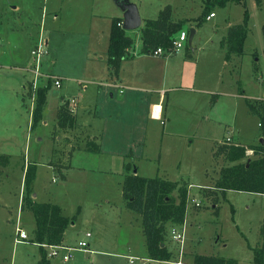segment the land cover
<instances>
[{
  "label": "rangeland",
  "instance_id": "374dc122",
  "mask_svg": "<svg viewBox=\"0 0 264 264\" xmlns=\"http://www.w3.org/2000/svg\"><path fill=\"white\" fill-rule=\"evenodd\" d=\"M123 1L135 4L142 22L157 19L167 5L172 9L173 20L187 19L192 22L183 26V31L189 36L191 29L197 31L191 45H188V37L182 49L168 55L171 59L180 54L195 56L199 62V84L196 88L204 93L195 90L170 91L164 106L170 109L168 115L175 125L173 130H169L176 133L163 135V126L159 123L156 128L150 125L143 132L141 146L130 144L127 138L121 140L116 151L126 150L123 153L125 157H111L107 148L104 152H94H101L96 156L76 150L83 135L78 132L72 134L74 126L65 129L57 126L61 113L59 104L62 97L72 100L82 96L85 102L89 100L92 86L88 81L97 67L96 63L93 64L94 59L107 49L112 19L123 17L119 0H0V157L7 159L5 163L0 160V264H38L40 260L38 245L30 241L35 229L34 217L21 203L25 195L23 181L27 164L37 167L31 183L33 194H39L36 202L49 200L61 204L65 215L75 216V224L64 234L65 243L78 247L80 240L84 239L90 241V248L96 252H73L67 262L61 253L50 258L51 264H129V256L145 258L147 253L141 218L129 212L135 218L130 225L126 224L129 216L120 214L122 178L127 170L123 169L128 164L140 168L143 177L181 183L190 195L201 199V207L190 206L187 213L189 223L185 246L181 250L178 244L172 245L166 231L167 245L173 255L170 264H192L196 254L231 258L236 264H255L253 249L264 245L261 234L264 197L227 191L224 197L218 195V202L215 203V198H207L205 193L206 189L215 185L221 169L231 165L223 155L216 154L217 141L231 137L240 145L259 144L258 118L251 113L246 100L258 104L264 99V37L261 30L264 0H260L258 6L256 0H245L250 13V31L244 42V54L237 58L240 72L238 68L233 71L236 55H231L226 66L221 65L226 54V46L222 44L228 34L223 28L224 21L229 18L232 22L241 23L242 5L230 4L225 9L215 7L216 18L198 25L197 19L202 14L205 0ZM12 6H18L19 10H12ZM137 30L127 32L134 38V47L140 41ZM40 31L47 39L48 54L43 59L42 72L60 77L61 85L56 88L50 79H41L42 85L50 83L46 113L32 129L30 116L36 94L32 100L28 71L32 65L30 52ZM224 35L221 50L217 44ZM28 59L29 64L23 72L22 64ZM151 61L155 60H148ZM213 72L214 77L206 76ZM218 72L221 80L216 85ZM146 78L143 75L142 79ZM156 79H161V72L153 76L152 80ZM22 84L24 88L21 92ZM83 85L88 87L87 92L81 89ZM165 87L167 91L171 90V86ZM158 95L140 92L138 99L147 103L151 97L154 99ZM207 114L216 123L202 127L201 117ZM53 121L55 124H52ZM127 125H121L125 134L129 129ZM236 128L239 133H236ZM192 131L195 136L190 137ZM183 133H186L185 136ZM252 156V152L247 153L245 161ZM69 162L75 166L67 167ZM49 164L55 169L51 170ZM110 167L116 172L112 176L106 172ZM189 184L194 188L189 189ZM172 196L179 201L176 191ZM48 198H53V201ZM107 199L110 203L106 202ZM18 229L26 231L28 242L16 243ZM86 232L90 233V238H85ZM45 249L48 251V248ZM138 262L136 264H140Z\"/></svg>",
  "mask_w": 264,
  "mask_h": 264
},
{
  "label": "trees",
  "instance_id": "16d2710c",
  "mask_svg": "<svg viewBox=\"0 0 264 264\" xmlns=\"http://www.w3.org/2000/svg\"><path fill=\"white\" fill-rule=\"evenodd\" d=\"M259 3L260 0H256L257 6ZM227 4L242 5L244 9L241 24L228 28V34L223 40L222 45L226 46L225 61H228L231 55L242 56L244 54L243 46L249 33L248 23L250 20V13L246 9L245 0H205L202 14L197 19V23L200 25L213 13L215 7L222 9ZM172 16V9L167 5L159 12L157 19H148L139 28L142 55L149 56L158 48L169 52L173 40L183 31V26L189 21L187 19L175 21ZM121 22V18H113L109 30L106 65L110 71L115 73H117L121 62L134 52V38L118 25ZM261 30L264 37V24L261 26ZM49 89L50 83L47 82L44 85L40 83L36 90V101L32 112V129L42 120ZM246 104H248L251 113L257 116L260 139L264 140V99L258 104L246 100ZM59 109L61 113L57 126L63 129L72 128L74 120L69 114L66 104L61 105ZM88 145V151H100L97 145L91 143ZM247 150H251L253 156L245 161ZM216 154L223 155L224 159L231 165L222 168L215 185L206 189L205 196L207 198L213 196L216 203L218 202V195L224 197L227 191L264 196V143L248 147L226 143L217 148ZM2 159L4 163L7 160L4 156L0 157V160ZM27 165L23 181L25 195H23L21 203L22 207L32 212L35 221L33 238L30 241L39 245L40 260L38 264H51L50 258L47 257V251L42 245L58 247L64 245L63 234L70 225L75 224V216H65L58 205L37 203L32 200L31 183L35 178L36 165ZM126 169L134 172V167L129 164L126 165ZM123 181L121 198L125 207L141 218L148 258L152 261L170 262L173 255L167 245L166 231L168 230L166 227L167 225L172 227L184 223L187 214L186 187L181 186V183L165 181L158 177L146 178L139 175L137 171L126 175ZM175 191L178 194V202L172 196ZM261 234L264 237V226L261 228ZM253 253V262L264 264V245L254 248ZM192 264H236V261L215 255L196 254L193 256Z\"/></svg>",
  "mask_w": 264,
  "mask_h": 264
},
{
  "label": "crops",
  "instance_id": "0c3cea01",
  "mask_svg": "<svg viewBox=\"0 0 264 264\" xmlns=\"http://www.w3.org/2000/svg\"><path fill=\"white\" fill-rule=\"evenodd\" d=\"M229 6L230 4H227L225 7H223V9L229 8ZM245 6H246V3H245ZM11 9L14 11H18L19 7L12 6ZM212 12L214 13V17L210 19H206V21H211L212 19L216 18L217 14L214 12V10ZM121 19L123 22V17ZM242 19H243V15H242ZM188 22L192 24L191 21H188ZM224 23H225L223 27L224 31L225 30L227 31L228 28H230L231 26L241 24V23L232 22V20H230L229 18L226 19ZM143 24L144 22H142L141 27L143 26ZM193 30L195 31V34L191 42L194 40L197 34V31L195 29ZM224 37L225 35L222 37V39H220V42L217 44L218 48L221 50H223V48L221 47L220 43ZM108 41H109V36H108L107 44H108ZM191 42L188 41L189 46L191 45ZM141 46H142L141 40L135 43V47L133 49L134 52L128 55L126 59H124L121 62L117 73L110 71L106 65L107 49L106 51H104L102 55H97V53L95 54L97 55V58L94 59L93 64L96 63L97 67L95 69L96 73L88 81L90 86H92L90 87L91 94L89 95L90 96L88 98L89 100L85 102L82 96L80 98L76 97L72 99L75 102L74 104H75L76 111L74 114H70L74 120L73 122L74 129H72L71 132L72 134H75L78 132L80 134L82 133L83 135V137L80 140L81 144H78L79 146H77L76 150L77 149L82 150L85 153L95 155V156L101 155L102 151L104 152V151L109 150L107 151V153L111 157H115L116 155L117 156L120 155L121 158L125 157L123 153L126 150L124 151L120 150L118 152L119 154L116 151V148L118 147V145H121V140L127 138L130 140V144L141 146L143 142L142 140L143 132L147 131L150 125L156 128L158 127L157 123H159V125L163 126L164 127V129L162 130L163 135L165 134L174 135L176 133L172 131L173 128H175V125L173 124L171 116L168 115V111H170V109L168 110L164 106L170 91L174 90V91L180 92V91H187V90H190V91L195 90V91H200L198 93H204L202 92L203 91L202 89L196 88L197 84H199V81H198L199 79L197 76L198 74L197 66L199 62L197 61L195 56H193V54L192 55L180 54L173 59L170 58V55L162 56V57H154L152 55L147 56V55H142L139 53L138 50L141 48ZM191 50L193 49L191 48ZM193 52L195 53V50H193ZM238 57L240 56H236L235 64L233 66L234 68L233 71H235V68H238V71L240 72L241 65L237 61ZM149 59H152L155 61L153 62L151 61L152 63H150L148 62ZM28 64H29V59L22 64L23 72H25L24 69ZM194 64H195V67H194ZM226 65H227V61H224L223 65L221 66L224 67ZM159 72H161V79L160 80L156 79V81L152 80L153 76ZM143 75L147 77L146 80L142 79ZM206 76L214 77L215 72L207 74ZM58 78L61 80L60 77ZM159 78H160V75H159ZM220 78L221 76H220V73L218 72L217 78L215 80L216 85H218V81L221 80ZM143 81L144 83L146 82L145 85ZM25 82H23L24 85H25ZM24 85L22 84L21 86V92L24 88ZM166 85L171 86L169 87L171 90L167 91V89H165ZM81 89L84 90L85 92L88 91V87H86L85 85H83V88ZM177 89H181V90H177ZM140 92H147V93L153 92L156 94L159 93V95L158 97L154 99L151 97L150 100H148L147 103H145L138 99V95H140ZM209 93H212L211 89L209 90ZM239 97H243V96H239ZM212 99H214V96L212 97ZM46 100H47V97H46ZM72 100H70V98L62 97V100L59 106L61 107V105L63 104L68 105ZM45 108H46V104L43 108L44 109L43 114H42L43 116L46 113ZM30 119H32V114L30 116ZM201 119L203 121V123H200L202 124L201 125L202 127L207 126V125L210 126L216 123V120L214 118H211L210 115L208 114L206 116H202ZM125 123L128 124L127 126H129V129L126 134L122 132L123 126H121L122 124H125ZM234 123L236 124V120ZM52 124H55V122L53 121ZM235 126L238 127V125H235ZM170 128H172V130H169ZM239 132L240 130L236 128V133H239ZM185 134L186 133H183V136H185ZM188 135H190V133H188ZM193 135L195 136V132L192 131V134L190 135V137ZM227 139H229V142H227ZM259 139H260V134L257 137L258 141ZM233 141L234 140H232L231 137H226L224 141H221V142L217 141L218 145L216 146L215 149L217 150L218 146L220 147L226 143L233 144V145L238 144L237 142H233ZM88 143H91L95 146L97 145L100 148L101 152L95 154L94 152L88 151L87 150L89 146ZM250 145H255V144L254 143H246V144L244 143L241 146L248 147ZM105 148H107V150ZM247 153L250 154L251 151L247 150L246 154ZM72 166H75V165H71L70 162L69 164H67V167L69 168H71ZM49 168L51 170L55 169L53 165H50V164H49ZM78 168H81V167L78 166ZM36 170H37V167H36ZM62 170L67 171L65 168H62ZM123 170L125 171L126 168H124ZM136 171L139 175H141L140 168L134 165V172ZM106 172L108 174H111V176L116 173L112 171L111 167L108 168ZM126 172L124 174V177L128 174L134 173L128 170H126ZM122 182H124L123 178H122ZM38 197H39V194L37 193L32 194L31 196L34 202H36ZM48 199H51V201H53V198H48ZM106 202L110 203L108 199ZM43 203H52V204L58 205L59 207H61L62 213L65 215L64 209L61 204H58L55 202L53 203V202H50L49 200H45V202ZM126 211H128V213H126ZM120 212L122 216H129L128 217L129 221H127L126 224L133 225V219L135 218H133V215L131 214L129 215V212L131 211L125 207L124 201L120 205ZM131 213L134 214L133 212ZM186 216L187 214L185 215V217ZM67 217H70V216H67ZM136 219L139 220L138 218ZM188 223L189 222L186 217L182 225H177V226L184 225L185 227L184 236L186 234V230H187L186 226H188ZM171 228L172 227L169 226L168 232L170 231ZM86 233H89V232H86ZM64 234H63V239H64ZM81 240H84V239H81ZM63 244L66 246H69L68 244L65 243V239L63 241ZM88 244H89V250L91 252L86 253V254L96 253L94 250L90 248L91 247L90 241L88 242ZM173 244L177 245L174 242L172 243V245ZM144 259L148 260L150 263L157 262V263L170 264V262H160L156 260L152 261L148 258V255H146ZM174 264H179V263H174Z\"/></svg>",
  "mask_w": 264,
  "mask_h": 264
},
{
  "label": "built area",
  "instance_id": "2783aa9c",
  "mask_svg": "<svg viewBox=\"0 0 264 264\" xmlns=\"http://www.w3.org/2000/svg\"><path fill=\"white\" fill-rule=\"evenodd\" d=\"M212 17H214V13L210 14V16H208L207 19H210ZM118 25L122 27L123 22L119 23ZM188 37H189L188 32L181 31V33L176 37V39L173 40L172 48L169 50L168 53L178 52L180 49H182L185 46ZM140 50L141 48L138 50L139 53L141 54ZM168 53L158 48L151 55L154 57H162V56H167ZM30 54L32 56L31 57L32 65L29 68L28 72L31 75L30 84H31V91H33V96H32V100H33L34 95L37 92L36 90L41 83V79H45V80L50 79L52 82H54V87L56 88L61 85V81L58 77L56 78L52 75H47L44 72H42L41 68L43 67V59L45 56L48 55L47 54V39H45L44 36L42 35V31H40L36 45L33 48V50L30 52ZM74 103L75 102L72 100L68 105L66 104L69 114H74L76 111ZM227 142H229V139H227ZM190 188H194V186L190 185L189 189ZM186 199H187L186 213H188L190 206L195 207V208L201 207V199L194 198L192 195H190L188 189H187ZM184 233H185L184 225L183 226H172V228L169 231V236L171 238L172 243L174 242L175 244H178L180 246V250L183 248V244L185 240ZM16 236H17L16 243L18 244L29 241V237L25 230L22 231L18 229ZM90 236H91L90 233H85V238H90ZM43 246L44 248H48V251H47L48 258L56 257L62 253L61 257L66 262L72 258L71 256L73 252H80V251L85 252V253L91 252L89 250V244L86 240H80V242L78 243V247H70L66 245L65 246L62 245L61 247H58V246H51V245L48 246L46 244H43L42 247ZM127 260L129 261L128 262L129 264H136V261H140L138 262L140 264H147L149 262L146 259H141L138 257L135 258L131 256L127 257Z\"/></svg>",
  "mask_w": 264,
  "mask_h": 264
},
{
  "label": "water",
  "instance_id": "95a60500",
  "mask_svg": "<svg viewBox=\"0 0 264 264\" xmlns=\"http://www.w3.org/2000/svg\"><path fill=\"white\" fill-rule=\"evenodd\" d=\"M119 5L122 8L123 12V30L126 32L135 31L141 27L142 19L138 12L137 7L133 3H127L126 1L119 0ZM189 42H191L195 31L193 29L190 30ZM259 143L263 144L264 140L259 139Z\"/></svg>",
  "mask_w": 264,
  "mask_h": 264
},
{
  "label": "bare ground",
  "instance_id": "6f19581e",
  "mask_svg": "<svg viewBox=\"0 0 264 264\" xmlns=\"http://www.w3.org/2000/svg\"><path fill=\"white\" fill-rule=\"evenodd\" d=\"M179 264H181V263H179Z\"/></svg>",
  "mask_w": 264,
  "mask_h": 264
}]
</instances>
